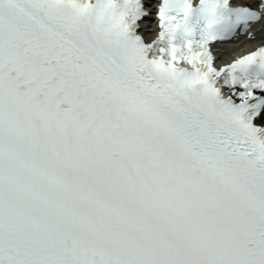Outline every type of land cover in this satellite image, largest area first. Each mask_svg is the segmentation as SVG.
<instances>
[{"label": "snow or ice", "instance_id": "snow-or-ice-1", "mask_svg": "<svg viewBox=\"0 0 264 264\" xmlns=\"http://www.w3.org/2000/svg\"><path fill=\"white\" fill-rule=\"evenodd\" d=\"M0 0V264H264V0Z\"/></svg>", "mask_w": 264, "mask_h": 264}, {"label": "bare ground", "instance_id": "bare-ground-1", "mask_svg": "<svg viewBox=\"0 0 264 264\" xmlns=\"http://www.w3.org/2000/svg\"><path fill=\"white\" fill-rule=\"evenodd\" d=\"M252 44V42H251ZM254 44V43H253ZM238 49L237 48H233L232 51L229 53V54H236L238 53L239 51H237Z\"/></svg>", "mask_w": 264, "mask_h": 264}]
</instances>
